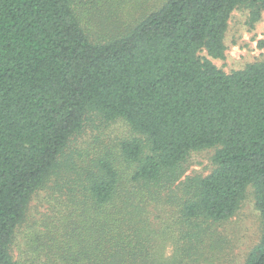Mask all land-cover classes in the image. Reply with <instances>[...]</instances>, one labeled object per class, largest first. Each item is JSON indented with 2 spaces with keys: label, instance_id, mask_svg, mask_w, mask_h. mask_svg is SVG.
I'll use <instances>...</instances> for the list:
<instances>
[{
  "label": "trees",
  "instance_id": "obj_1",
  "mask_svg": "<svg viewBox=\"0 0 264 264\" xmlns=\"http://www.w3.org/2000/svg\"><path fill=\"white\" fill-rule=\"evenodd\" d=\"M239 6L255 21L264 0H0V264H169L141 234L154 210L174 208L158 231H182V255L248 186L262 228L243 264H264V60L229 73L211 61ZM95 119L132 134L73 155ZM208 148L212 170L180 179ZM50 181L64 208L16 260L29 201Z\"/></svg>",
  "mask_w": 264,
  "mask_h": 264
},
{
  "label": "rangeland",
  "instance_id": "obj_2",
  "mask_svg": "<svg viewBox=\"0 0 264 264\" xmlns=\"http://www.w3.org/2000/svg\"><path fill=\"white\" fill-rule=\"evenodd\" d=\"M94 27V30L100 32L99 26ZM102 30L108 35L106 29L102 28ZM224 43L226 47L224 56L211 58V61L226 73L264 60L262 44L264 43V10L257 20L252 21L247 7L239 6L234 9L227 23ZM201 54L205 55V51ZM131 134L129 127L122 120L105 123L95 119L86 125L84 132L77 136L70 148L73 147V155L81 151L83 155L89 152L93 156L97 151H105L106 148L110 152L116 151L118 143ZM213 153V148L191 152L183 163L180 179L191 175H207L213 168ZM51 185H54V182L50 181L46 187L36 191L29 201L24 221L17 229L11 248L16 260L22 261L28 254L32 255L33 245H37L43 239V231L49 218L54 215V209L64 208L65 191L61 188H53ZM161 209L154 210L146 222V226H149L153 233L151 230L144 233L143 223H140L139 227L143 228L141 231L143 237L149 239L148 243L145 242L150 246L153 256L161 257L169 264H243L261 234V216L251 186L247 187L235 214L225 221L212 224L204 232L202 244L193 245L188 239V250L182 255L174 254L176 247L184 245L182 241L176 243L174 240L175 237H180L182 231H175V236L163 235L158 231L163 222L169 223V219L175 217L174 208L165 204ZM192 246H197V251L191 249Z\"/></svg>",
  "mask_w": 264,
  "mask_h": 264
}]
</instances>
